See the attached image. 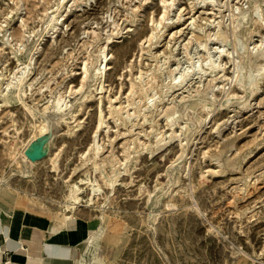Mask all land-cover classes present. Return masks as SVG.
<instances>
[{
    "label": "rangeland",
    "instance_id": "rangeland-1",
    "mask_svg": "<svg viewBox=\"0 0 264 264\" xmlns=\"http://www.w3.org/2000/svg\"><path fill=\"white\" fill-rule=\"evenodd\" d=\"M263 50L264 0H0V244L264 264Z\"/></svg>",
    "mask_w": 264,
    "mask_h": 264
},
{
    "label": "crops",
    "instance_id": "crops-1",
    "mask_svg": "<svg viewBox=\"0 0 264 264\" xmlns=\"http://www.w3.org/2000/svg\"><path fill=\"white\" fill-rule=\"evenodd\" d=\"M79 242L74 230L28 237L24 251H18V243L5 242L8 248L0 244V264H76Z\"/></svg>",
    "mask_w": 264,
    "mask_h": 264
},
{
    "label": "bare ground",
    "instance_id": "bare-ground-1",
    "mask_svg": "<svg viewBox=\"0 0 264 264\" xmlns=\"http://www.w3.org/2000/svg\"><path fill=\"white\" fill-rule=\"evenodd\" d=\"M61 1V0H60ZM49 19V18H48ZM53 19V18H52ZM53 22V21H52ZM220 31V30H219ZM234 31H235V28H234ZM221 33V32H220ZM216 34V33H215ZM222 35V38H223V34H221ZM215 36V35H214ZM216 38H217V35H216ZM215 38V39H216ZM209 39V38H208ZM218 39V38H217ZM247 43V42H246ZM243 44V43H242ZM102 48V47H101ZM248 48V47H247ZM104 49H105V47H104ZM264 51V50H263ZM250 53V52H249ZM100 54V53H99ZM264 55V54H263ZM102 58H103V56H101ZM256 57V56H255ZM257 58V57H256ZM102 60V59H101ZM254 60H255V58H254ZM97 62V61H96ZM210 64V63H209ZM102 65V64H101ZM101 65H100V67H98L99 69L101 68ZM207 65V64H206ZM86 66V65H85ZM211 66V65H210ZM106 67V66H105ZM215 67H216V65H215ZM256 67V66H255ZM264 67V66H263ZM262 67V68H263ZM104 68V67H103ZM261 68V69H262ZM95 70V69H94ZM260 70V69H259ZM87 71V70H86ZM257 71V70H256ZM20 72H21V70H20ZM83 72H85V71H83ZM88 72V71H87ZM95 72V71H94ZM102 72H103V70H102ZM205 72V71H204ZM261 72V71H260ZM93 73V72H92ZM96 73V72H95ZM100 73H101V70H100ZM209 74V73H208ZM211 74H213V73H211ZM210 74V75H211ZM219 74V73H218ZM263 74V73H262ZM4 75V74H3ZM84 75H85V73H84ZM87 75V74H86ZM100 75V74H99ZM101 75H102V73H101ZM217 75V74H216ZM255 75V74H254ZM253 75V76H254ZM258 75V74H257ZM256 75V76H257ZM94 76V75H93ZM4 77V76H3ZM85 78V77H84ZM100 78H101V76H100ZM214 78H217V76L216 77H213V80H214ZM177 79V78H176ZM212 79V78H211ZM98 80H100V79H98ZM208 80H210L209 78H208ZM251 80V79H250ZM204 82H207V80L206 81H204ZM213 82V81H212ZM212 82H210V83H212ZM256 82V81H255ZM99 83V82H98ZM209 83V82H208ZM210 83H209V86H210ZM238 83V82H237ZM240 83V82H239ZM248 83H250V82H248ZM12 84V83H11ZM205 84H207V83H205ZM10 85V84H9ZM99 85V84H98ZM212 85V84H211ZM214 85V84H213ZM242 85V84H241ZM208 86V84H207V87H206V85H205V87L206 88H208L209 87ZM255 86V85H254ZM98 87V86H97ZM101 87V86H100ZM213 87V86H212ZM250 87V86H249ZM7 88V87H6ZM28 88V87H27ZM98 89V88H97ZM212 89V88H211ZM258 87L254 90V92L252 93V94H254V95H256L257 93H258ZM5 90V89H4ZM208 90V89H207ZM28 91V90H27ZM25 92V91H24ZM98 92V91H97ZM99 92H101V91H99ZM196 92V91H195ZM20 93H21V91H20ZM204 93H205V91H204ZM211 92H209V94H210ZM1 94V93H0ZM13 94H14V92H13ZM22 94V93H21ZM207 94V93H206ZM205 94V95H206ZM207 96H211V95H207ZM181 97V96H180ZM174 98V97H173ZM182 98V97H181ZM176 100H177V98H176ZM178 100H180V98L178 99ZM7 101V100H6ZM5 100H4V102H6ZM207 101V100H206ZM205 102V101H204ZM59 103V102H58ZM58 103H56V105L58 104ZM202 104V103H201ZM205 104V103H204ZM213 104V103H212ZM60 105V104H59ZM58 105V106H59ZM206 105V104H205ZM31 106V105H30ZM116 107V106H115ZM168 107H170V106H167V108ZM122 108V107H121ZM172 108V107H171ZM116 109V108H115ZM170 109V108H169ZM172 110V109H171ZM165 111H167L168 112V110H166L165 109ZM174 111V110H173ZM163 113H165V112H163ZM174 113V112H173ZM127 115V114H126ZM166 117V116H165ZM101 118V117H100ZM167 118V117H166ZM171 118V117H170ZM100 120V119H99ZM144 120V119H143ZM175 120V119H174ZM64 121V120H63ZM169 122V121H168ZM174 124V123H173ZM38 127V132H37V135L36 136H38L39 134H42L43 132H44V130H45V125H38L37 126ZM99 127H100V125H99ZM129 129V128H128ZM131 129V128H130ZM133 129V128H132ZM152 129V128H151ZM131 131V130H130ZM125 132V131H124ZM158 132V131H157ZM130 133V132H129ZM153 134V133H152ZM155 134V133H154ZM158 135V134H157ZM13 136V135H12ZM33 138V137H32ZM157 139V138H156ZM159 139V138H158ZM96 141V140H95ZM130 142V141H129ZM185 142V141H184ZM131 143H132V141H131ZM165 143V142H164ZM162 144V143H161ZM262 144V143H261ZM92 146H93V144H92ZM95 146V145H94ZM100 146V145H99ZM91 148V147H90ZM93 149H94V147H93ZM96 149H97V151H98V149H99V147L98 148H95L93 151H91V152H96ZM156 149H158L157 147H156ZM156 149H155V151H156ZM31 150H33L31 147H28L26 150H25V153L27 154L28 152H30ZM35 151V150H34ZM90 151V150H89ZM136 152V151H135ZM85 154V153H84ZM96 154V153H95ZM97 154H98V152H97ZM150 154V153H149ZM220 154V153H219ZM107 155V154H106ZM105 155V156H106ZM213 156V155H212ZM94 157H95V155H94ZM109 157H112V156H109ZM182 157V156H181ZM103 158V157H102ZM105 159H106V157H105ZM101 160V159H100ZM107 160V159H106ZM114 160V159H113ZM101 162V161H100ZM98 163V162H97ZM96 163V164H97ZM126 163V162H125ZM95 164V165H96ZM222 164V163H221ZM99 167V166H98ZM112 167V166H111ZM55 169V168H54ZM86 171V170H85ZM117 172H119V171H117ZM84 174V173H83ZM115 174V173H114ZM119 174V173H118ZM108 175V174H107ZM104 178H105V181H108L109 180V178H110V176H104ZM113 178V177H112ZM84 180V179H83ZM81 181V180H80ZM86 181V180H85ZM94 181V180H93ZM82 182V181H81ZM87 182V181H86ZM85 182V183H86ZM89 182V181H88ZM90 185V189L92 190H90L91 192H95V191H97L98 189H99V185H97V184H92V183H90L89 184ZM141 185V184H140ZM81 187V186H80ZM80 187L77 185V184H73V186L71 187V191H70V195H69V198L71 199L70 201V203L68 204V203H65L66 205H64V211L65 212H67V214H65V215H63V217H62V220H63V223L65 222V223H67L68 222V219H69V216H68V212H71V210L73 209V208H75L72 204H77V203H79V202H81L82 201V198H80L79 196H78V192L80 191ZM111 189V188H110ZM96 193V192H95ZM9 194V193H8ZM109 194V193H108ZM8 197V196H7ZM91 200H93L92 199V196L91 197H88L87 198V202L88 201H91ZM69 202V201H68ZM72 203V204H71ZM91 203V202H90ZM64 204V203H63ZM87 204V203H86ZM196 209V208H195ZM195 211V210H194ZM100 213V212H99ZM150 214V213H149ZM200 214V213H199ZM213 230V229H212Z\"/></svg>",
    "mask_w": 264,
    "mask_h": 264
},
{
    "label": "water",
    "instance_id": "water-1",
    "mask_svg": "<svg viewBox=\"0 0 264 264\" xmlns=\"http://www.w3.org/2000/svg\"><path fill=\"white\" fill-rule=\"evenodd\" d=\"M39 152L38 151H30V152H28L27 153V155L30 157V158H34V156L36 155V154H38Z\"/></svg>",
    "mask_w": 264,
    "mask_h": 264
}]
</instances>
